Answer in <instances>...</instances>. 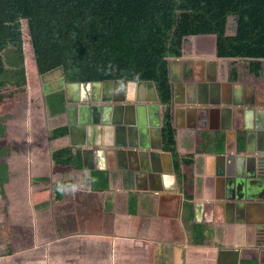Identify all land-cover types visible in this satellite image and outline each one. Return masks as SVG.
<instances>
[{
    "label": "crops",
    "instance_id": "crops-1",
    "mask_svg": "<svg viewBox=\"0 0 264 264\" xmlns=\"http://www.w3.org/2000/svg\"><path fill=\"white\" fill-rule=\"evenodd\" d=\"M179 61L173 114L179 150L195 157L193 197L151 88L85 90L52 72L5 120L0 264H264V78L241 68L232 80L216 39ZM62 149L78 164H54ZM56 184L60 201L36 205Z\"/></svg>",
    "mask_w": 264,
    "mask_h": 264
},
{
    "label": "trees",
    "instance_id": "trees-1",
    "mask_svg": "<svg viewBox=\"0 0 264 264\" xmlns=\"http://www.w3.org/2000/svg\"><path fill=\"white\" fill-rule=\"evenodd\" d=\"M231 18L234 36L227 35ZM191 37L216 39L218 58L232 60V80L241 68L263 80L264 0H0V154L5 120L52 72L62 70L67 83L150 81L166 108L164 148L192 198L195 157L178 147L171 81V61L183 57ZM55 98L63 106L62 95ZM53 161L64 170L78 164L69 149L54 152ZM60 188L34 192L36 205L60 201Z\"/></svg>",
    "mask_w": 264,
    "mask_h": 264
},
{
    "label": "water",
    "instance_id": "water-1",
    "mask_svg": "<svg viewBox=\"0 0 264 264\" xmlns=\"http://www.w3.org/2000/svg\"><path fill=\"white\" fill-rule=\"evenodd\" d=\"M231 19H234V18H231ZM230 19V20H231ZM180 61H179V59H173L172 61H171V81H172V83L173 84H175L176 83V80H179L180 78H181V74H180V68H179V66H180V63H179ZM57 72H60L61 73V75H62V81H63V83H64V85H75V86H77V87H83L85 90H90V88L91 87H99V86H102L103 84H111V83H117V84H121V85H127V84H139V85H141V86H144V87H149V88H151L152 89V91H153V95H154V99H155V101H157L158 103H162L161 102V100H160V97H159V95H158V91H157V89H156V86H155V84L153 83V82H150V81H145V82H136V83H134V82H126V81H114V82H105V83H98V82H94V83H66L65 82V77H64V75H63V71L62 70H60V71H57ZM43 79V78H42ZM83 101L84 102H87L88 100H86V99H83ZM172 167H173V165H172ZM173 169V171H174V167L172 168Z\"/></svg>",
    "mask_w": 264,
    "mask_h": 264
},
{
    "label": "rangeland",
    "instance_id": "rangeland-1",
    "mask_svg": "<svg viewBox=\"0 0 264 264\" xmlns=\"http://www.w3.org/2000/svg\"><path fill=\"white\" fill-rule=\"evenodd\" d=\"M236 29V19H231L229 21L228 25V34L231 35L235 33ZM194 38V37H192ZM186 48L189 49H213L215 48V39H202V38H195V39H190V41L187 40V44L185 45ZM60 73V72H59Z\"/></svg>",
    "mask_w": 264,
    "mask_h": 264
}]
</instances>
